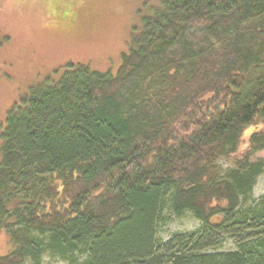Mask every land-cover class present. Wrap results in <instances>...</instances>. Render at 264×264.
<instances>
[{
	"label": "trees",
	"instance_id": "16d2710c",
	"mask_svg": "<svg viewBox=\"0 0 264 264\" xmlns=\"http://www.w3.org/2000/svg\"><path fill=\"white\" fill-rule=\"evenodd\" d=\"M62 68L4 116L0 264H264V0H160L114 69Z\"/></svg>",
	"mask_w": 264,
	"mask_h": 264
},
{
	"label": "rangeland",
	"instance_id": "374dc122",
	"mask_svg": "<svg viewBox=\"0 0 264 264\" xmlns=\"http://www.w3.org/2000/svg\"><path fill=\"white\" fill-rule=\"evenodd\" d=\"M159 1L0 0V132L10 106L46 74L56 79L65 63L114 69L131 33L141 29L143 18L151 16ZM255 157H264V149ZM214 163L221 177L235 167L224 156ZM262 195L264 166L255 178L250 198L256 202ZM197 225L199 221L185 212L171 216L158 231L166 237ZM233 245L228 240L224 247ZM7 249V235L0 230V254ZM22 264L32 263L27 258ZM39 264L66 263L43 255Z\"/></svg>",
	"mask_w": 264,
	"mask_h": 264
}]
</instances>
